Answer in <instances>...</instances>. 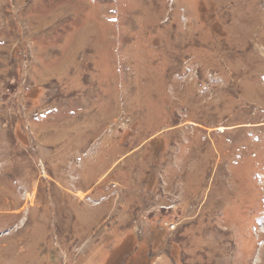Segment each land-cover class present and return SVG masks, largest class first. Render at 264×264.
Returning a JSON list of instances; mask_svg holds the SVG:
<instances>
[{
  "label": "rangeland",
  "instance_id": "rangeland-1",
  "mask_svg": "<svg viewBox=\"0 0 264 264\" xmlns=\"http://www.w3.org/2000/svg\"><path fill=\"white\" fill-rule=\"evenodd\" d=\"M0 264H264V0H0Z\"/></svg>",
  "mask_w": 264,
  "mask_h": 264
}]
</instances>
